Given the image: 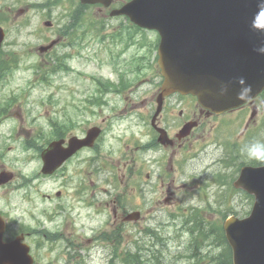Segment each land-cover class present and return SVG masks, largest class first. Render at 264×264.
Returning a JSON list of instances; mask_svg holds the SVG:
<instances>
[{"label": "flooded vegetation", "instance_id": "flooded-vegetation-1", "mask_svg": "<svg viewBox=\"0 0 264 264\" xmlns=\"http://www.w3.org/2000/svg\"><path fill=\"white\" fill-rule=\"evenodd\" d=\"M122 56L126 57L125 61L132 62L122 65V73L113 87L108 86L103 77L98 79L92 76V96L86 101L89 115L81 125L78 116L62 114L56 119H45L38 132L40 136L50 135L51 139L62 141L65 147L69 138L82 137L89 128L98 127V135L91 146L79 149L52 174L42 177L55 175L59 180L55 198L69 195L72 205L78 208V204H81V208L88 212L104 216L97 227L99 235L87 238L88 242L96 245L102 243L104 246L109 243L110 229H120L127 223L124 218L129 211L139 212L138 219L131 224L135 230L142 232L148 225V222L143 223L144 215L148 213L146 219L151 218L150 204L153 201L155 204L160 201L172 204L174 173L179 170L177 162L181 164L189 160L191 155H195L191 154L194 152L192 149H196L200 143L213 139L217 145L223 146L225 144L220 136L229 135L235 138V151L238 146L248 150L256 142L264 141V90L241 106L220 114L201 106L192 95L174 92L162 99L157 111L160 84L157 79L155 82L149 81L152 73L142 75L144 70L150 69L140 61L143 57L142 47L131 45L125 48L124 42H120L118 58ZM147 81L149 83L143 87ZM70 111L73 112L72 109ZM0 114L3 116L0 125H3L7 111L4 114L0 111ZM242 122L243 129L240 131L238 128ZM22 123V120L18 121L14 128L8 129L5 134L0 133V170L8 169L6 157L14 146L25 150L35 148L31 138L35 128L25 127ZM222 124L228 126L226 131H222ZM42 140L38 152L40 160L41 152L50 142ZM213 160L217 161V158L211 156L210 161ZM71 166H74L73 174H81L83 181L71 179L68 170ZM6 185L0 187L7 188ZM44 196L48 199L53 197L48 194ZM58 204L56 202L50 211L53 212L57 206L56 215L55 212L52 215L44 213L50 222L56 216V225H43L37 229H31L28 225L24 227L0 211L5 220L2 239L9 241L21 235L22 241L31 250V247L49 246L50 237H53L64 244L65 251H76L80 245L78 230L83 229L76 222L77 211L73 214L67 202ZM93 219L90 216L89 225L84 224L92 232ZM38 243L41 246H37Z\"/></svg>", "mask_w": 264, "mask_h": 264}, {"label": "rangeland", "instance_id": "rangeland-1", "mask_svg": "<svg viewBox=\"0 0 264 264\" xmlns=\"http://www.w3.org/2000/svg\"><path fill=\"white\" fill-rule=\"evenodd\" d=\"M40 1L42 0H0V22H4L2 26L6 31L5 42L0 49V58L8 63V69L3 72L4 78L0 79H3L0 82V100L23 101L33 126H39L43 116L70 115L71 111L65 102L60 101L57 104L59 99H85L92 73L115 77L113 73L111 75L108 65L103 64L100 69L98 68L97 61L105 57L106 48L113 51L115 41L107 40L104 44L108 47L100 48L96 40L98 30L90 26L92 20L98 18L99 13L92 7L85 9L83 25L81 23V27L73 31L77 40L83 41L78 44H67L75 39L67 33L68 38L49 52L41 53L37 49L38 45L48 43L50 39L56 37L60 26L68 23L70 10L76 4L75 0H61L49 9L26 8L28 3ZM104 19L110 20L107 30L104 31L106 34L110 33L114 26L119 25L118 23L124 25V17ZM46 20H50L52 25L45 26L43 21ZM118 29L125 31L122 27ZM155 36L154 31L143 30L138 38L145 37L143 41L151 42L154 41ZM8 52L13 54L8 55ZM64 52L70 54L66 63L73 70L69 72L52 70L57 63L56 58ZM94 52L97 55H94ZM142 53L145 55L144 61L150 60L148 46H142ZM149 73L150 70L147 69L143 75ZM15 111L19 112V109ZM14 117L15 115H9L4 125H0V133L5 134L8 131L9 121H14ZM222 125L227 130L228 126ZM220 138L224 143L235 140L229 135ZM209 141V144L205 141L200 143L197 150L192 149L193 153L200 156L199 158L181 163L182 168L174 173V185L176 187L184 185L176 189L173 204L160 203L156 206L153 201L151 212L153 219L147 220L149 229L153 230L152 234H138L134 232L135 227L131 226V223H126L124 229H127L128 235L121 244L122 249L116 250L117 257L111 258L112 246L104 251L81 248L73 252L59 250L55 246L48 249L38 247L36 253L39 263L45 264L46 257L50 256L48 258L50 264H122L119 258L125 257L126 250H129L131 255H138L136 264H192L195 260L188 257L192 252L199 253L201 264H215L216 258L220 257L225 248L224 243H218L216 240V232H219L226 216L234 214L232 212H237V216H243L249 211L250 203L241 193L230 192L232 190L230 185L221 186L220 182L215 184L211 180L213 175L220 173L223 174L221 179L229 182L233 178V173L221 162L218 164L214 161L209 162V156L215 158L218 155V148L222 149L215 140ZM30 156H32L30 150L23 152L19 146H14L6 157L7 164L10 166L14 164V169L20 170L24 175H36L39 171H37V162L36 159L28 160ZM68 170L71 171L69 174L72 180L83 181L84 177L81 174H73L74 166L69 167ZM193 179L199 182L188 185ZM30 183L29 178L19 174L12 184L14 189L7 195L0 189V207L32 225H35L38 219H42L39 211H49L56 202H67L73 214L77 211L75 217L78 224H87L90 216L94 217L93 222L104 217L102 214L94 215L88 212L81 208V204H78V208L72 205L69 195L58 200L43 198L41 193H53L59 187V180L55 176L39 178L38 181L33 182L35 189L16 188L19 184ZM229 193L233 194V201L228 200ZM42 221L46 223L44 219ZM56 221L57 218L54 223ZM78 233L81 235L78 237L80 240L84 235L90 234V230L83 228L79 229ZM125 248L127 249L124 250Z\"/></svg>", "mask_w": 264, "mask_h": 264}, {"label": "water", "instance_id": "water-1", "mask_svg": "<svg viewBox=\"0 0 264 264\" xmlns=\"http://www.w3.org/2000/svg\"><path fill=\"white\" fill-rule=\"evenodd\" d=\"M116 13L158 31L164 92L192 93L202 104L224 110L264 86V52L259 51L264 0H130L111 12ZM2 36L0 30V41ZM57 158L54 148L47 165ZM234 186L253 194L254 202L248 217L224 222L233 264H264V166L243 167ZM0 249L4 258H12L21 246L14 242L2 248L0 243Z\"/></svg>", "mask_w": 264, "mask_h": 264}, {"label": "clouds", "instance_id": "clouds-1", "mask_svg": "<svg viewBox=\"0 0 264 264\" xmlns=\"http://www.w3.org/2000/svg\"><path fill=\"white\" fill-rule=\"evenodd\" d=\"M259 51L264 52V47H261ZM239 83L243 84V80ZM247 155L251 159L258 160L260 163L264 164V144L257 142L247 151Z\"/></svg>", "mask_w": 264, "mask_h": 264}, {"label": "trees", "instance_id": "trees-1", "mask_svg": "<svg viewBox=\"0 0 264 264\" xmlns=\"http://www.w3.org/2000/svg\"><path fill=\"white\" fill-rule=\"evenodd\" d=\"M5 62V61H4ZM220 237H221V239H223V235H222V233H220ZM224 240V239H223ZM224 263V261H222V262H219L218 264H223ZM226 264H231L230 263V260H229V256H228V261H227V263Z\"/></svg>", "mask_w": 264, "mask_h": 264}]
</instances>
